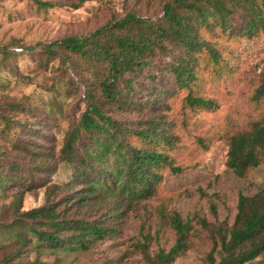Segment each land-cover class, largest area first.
<instances>
[{"label": "trees", "instance_id": "trees-1", "mask_svg": "<svg viewBox=\"0 0 264 264\" xmlns=\"http://www.w3.org/2000/svg\"><path fill=\"white\" fill-rule=\"evenodd\" d=\"M30 1L40 9L54 7ZM89 1L94 0H80L72 7ZM143 1L146 13L153 7L157 12L146 17L130 11L86 35L43 45L37 60L42 76L57 70L61 77L50 92L80 96L86 106L64 131L58 157L59 164L72 165L76 172L67 183L42 182L38 188H45L44 205L22 211L25 195L40 182L34 178L28 182L26 176L11 179L5 166L13 171L19 167L0 164V197L7 198L13 183L22 190L5 208L11 221L0 220V264H49L39 258L31 261L29 254L86 252L113 236L124 209L133 210L156 197L167 176L183 172L177 158L186 147L183 138L195 130L193 117L217 110L220 95L231 99L229 89L240 80L233 63L234 45L264 34V0ZM0 56L5 72L18 58L5 46H0ZM244 83L249 112L243 117L252 113L256 117L239 130L233 129L235 117L228 118V133L221 136L228 145L227 166L239 178L264 164V73ZM10 86L0 79V89ZM23 111V106L9 102L0 107L1 136L13 129L12 112ZM125 112L144 116L130 122L115 117ZM235 116L242 114L237 111ZM86 137L93 148L79 155L78 146ZM214 138L198 136L196 146L207 151ZM47 163L35 167L46 179L53 173ZM92 210L100 215L89 220ZM159 213L177 241L168 252L146 254V262L174 264L190 249L193 227L176 213L170 217ZM199 223L207 225L203 219ZM218 233L208 264H246L263 256L264 189L252 197L241 195L232 229ZM140 247L146 251L145 244Z\"/></svg>", "mask_w": 264, "mask_h": 264}, {"label": "rangeland", "instance_id": "rangeland-1", "mask_svg": "<svg viewBox=\"0 0 264 264\" xmlns=\"http://www.w3.org/2000/svg\"><path fill=\"white\" fill-rule=\"evenodd\" d=\"M41 1L50 2L54 7L40 9L30 0H0V46L10 48L18 57L15 62L8 63L11 70L5 72L1 65L3 57L0 56V79L11 84L7 90L0 89V107L6 102L24 107L21 113L12 112V131L3 136L0 134V164L3 168L5 164L19 167L13 171L5 166L11 179L26 176L28 182H32V178L40 182L34 187L32 185L25 195L22 211L44 205L45 188H38L42 182L50 180L63 184L75 175V167L59 164L58 157L64 131L72 124V119L86 109L80 96L71 97L66 93L67 98L50 92L60 73L53 70L42 76L37 60L42 57L43 45L65 37L86 35L123 18L130 11H138L147 17L158 10L153 7L152 13H146L143 0H94L83 3L78 9L72 5L79 4L80 0ZM234 46L233 63L241 82L239 80L231 88L233 83H227L232 91L231 99L228 100L226 95L218 96L220 106L217 110L201 112L193 117L195 130L183 138L186 147L177 158L178 164L185 168L183 172L167 176L156 197L133 210L124 209L118 219L116 233L97 241L88 251H67L56 255L30 253L29 260L39 258L49 264H147L146 254L153 257L160 250L168 252L177 241L175 231L161 218L159 211H162L167 217L178 214L193 227L190 249L174 264H208L207 258L214 243L219 242V230H231L235 223L240 196L252 197L264 189V164L246 178H239L227 166L228 145L221 139L228 133V118L235 117L233 129L239 130L241 125L245 126L256 117L253 113L249 119L243 117L249 112L244 82L256 81L264 73V34L242 39ZM29 48L33 50L29 51ZM84 90L85 87L81 93ZM237 111L242 117L235 116ZM143 116L138 112H125L115 117L130 122ZM213 135L215 138L207 151L196 146L198 136L211 139ZM13 145L17 146L16 149ZM86 148H93L88 137L78 146L79 155ZM42 161H48L47 167L53 172L48 179L35 169ZM20 190L13 183L7 198L0 197V220L11 221V212L5 208L12 202L13 194ZM94 212L96 210L90 211L89 216L92 217L89 220L100 215ZM101 212L105 214V209ZM202 219L206 226L199 223ZM143 244L145 252L141 251L140 245ZM214 256L219 262V254L216 252ZM246 264H264V255Z\"/></svg>", "mask_w": 264, "mask_h": 264}]
</instances>
